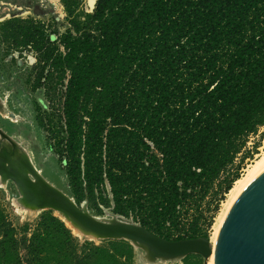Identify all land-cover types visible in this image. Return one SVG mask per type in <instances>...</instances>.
<instances>
[{
	"label": "trees",
	"instance_id": "obj_1",
	"mask_svg": "<svg viewBox=\"0 0 264 264\" xmlns=\"http://www.w3.org/2000/svg\"><path fill=\"white\" fill-rule=\"evenodd\" d=\"M63 2L72 17L56 40L19 16L0 39L35 54L28 82L49 102L36 118L76 201L167 239L209 237L264 125V0H97L82 18ZM195 255L184 264H203ZM133 258L128 240L81 241L49 211L15 226L0 209V264Z\"/></svg>",
	"mask_w": 264,
	"mask_h": 264
},
{
	"label": "water",
	"instance_id": "obj_2",
	"mask_svg": "<svg viewBox=\"0 0 264 264\" xmlns=\"http://www.w3.org/2000/svg\"><path fill=\"white\" fill-rule=\"evenodd\" d=\"M96 2L97 0H88L91 11L94 10ZM51 38L54 39L55 35ZM30 61H33L32 57ZM1 136L8 138L27 162L25 171L11 177L20 192L17 202L24 208L33 211L56 210L80 230L79 233L73 231L80 236L98 240H128L134 247L144 251L143 258L149 263L200 254L203 264H209L214 250L211 238L198 236L167 239L140 223L119 218L117 215L111 218L99 217L91 212L87 200L78 203L73 195L48 180L35 166L28 151L0 128ZM6 147L9 149V145ZM63 163L66 164L65 158ZM61 219L66 223L65 219ZM215 264H264V169L231 203L216 239Z\"/></svg>",
	"mask_w": 264,
	"mask_h": 264
},
{
	"label": "rangeland",
	"instance_id": "obj_3",
	"mask_svg": "<svg viewBox=\"0 0 264 264\" xmlns=\"http://www.w3.org/2000/svg\"><path fill=\"white\" fill-rule=\"evenodd\" d=\"M73 1L74 3L77 2L73 13L74 16L82 18L86 12H91L88 0ZM13 16L33 17L36 20H41L47 28L49 26L48 32H50L51 36L55 35L53 40H56L61 33L66 32V29L70 26L69 19L72 17L69 15L63 0H0V22ZM55 29L58 33H53ZM30 57L33 58V61H30ZM35 63L36 57L33 51L8 50V44L3 43L0 39V97L5 103L7 113L11 117L10 119H16V121L10 120L4 117L3 113L2 115L0 113V127L21 142L31 156L35 166L41 170V173L48 180L63 191L73 195L64 168L65 164L50 146V142L46 138L47 132L40 126L36 118V115L40 112L42 113L44 107L49 105V102L43 88L40 87L33 90L30 87L31 82H28L31 75H34L32 66ZM258 147L261 148L258 149ZM247 149L253 152V156L247 157L241 164L240 176L245 172L248 165L256 159L257 155L264 150V125L260 126L257 132L248 136L243 150ZM254 149L255 152L253 151ZM241 153L235 158V165L240 161ZM19 196L20 192L14 180L0 179V209L15 226L27 222L30 223V226H33L39 216L48 211L58 216L52 209L33 211L24 208L17 202ZM226 197L227 193L225 194V199ZM225 199L220 203L213 224L223 207ZM103 209V213L97 216L106 218L113 216L111 208L104 207ZM90 210L93 214L95 213L92 209ZM213 224L209 229V238H211L214 230ZM77 236L81 241L92 240L97 244H101L104 241L90 239L86 236ZM143 256L144 251L141 248L134 247L133 264H184L187 259L192 261L196 255L189 254L183 258L168 261L157 260L154 263L147 262Z\"/></svg>",
	"mask_w": 264,
	"mask_h": 264
},
{
	"label": "bare ground",
	"instance_id": "obj_4",
	"mask_svg": "<svg viewBox=\"0 0 264 264\" xmlns=\"http://www.w3.org/2000/svg\"><path fill=\"white\" fill-rule=\"evenodd\" d=\"M4 104L5 103H3V105ZM6 116H7V114H6ZM263 169H264V150L259 155H257L256 159L253 160L248 165V167L246 168L245 172L236 181H234L231 189L227 192V197H226L225 201L223 202V207H222L221 211L219 212L218 216L216 217L215 223L213 224L214 230H213L212 235H211V241H212V243L214 245V250H213L212 257L209 259V264H215V243H216V239H217V236H218L219 228H220V226H221V224L223 222V219H224V217H225V215H226L231 203L234 201V199L237 197V195L244 189V187L256 175H258ZM26 209H28V208H26ZM55 213L59 217L65 219L66 223L71 227V229L75 233H79L80 230L75 225H73L69 221V219H67L65 216H63L61 213H59L56 210H55Z\"/></svg>",
	"mask_w": 264,
	"mask_h": 264
},
{
	"label": "flooded vegetation",
	"instance_id": "obj_5",
	"mask_svg": "<svg viewBox=\"0 0 264 264\" xmlns=\"http://www.w3.org/2000/svg\"><path fill=\"white\" fill-rule=\"evenodd\" d=\"M33 70V66H32ZM33 79V74L31 75ZM31 79V80H32ZM32 82L30 83V87L33 88ZM3 99L0 97V113L6 118H11L10 115L7 113V109L5 104L3 105ZM4 109V110H3ZM5 114V115H4ZM7 114V116H6ZM14 119V118H13ZM10 119V120H13ZM13 121H16L13 120ZM1 128V127H0ZM5 133H7L11 138H13L14 141H16L20 146L24 147L21 142H19L15 137H13L9 132L5 131L3 128H1ZM4 143V145L2 143ZM0 144L3 145L1 149V154H0V179L1 180H8L12 179L13 175L18 174L20 171H25L26 169V159L25 157L21 154V152H18L16 147H13L11 143L9 142L8 138L0 137ZM7 145H9V149H7ZM11 146V147H10ZM25 148V147H24ZM64 160V159H63ZM5 175L6 178L4 177ZM5 178V179H4ZM13 180V179H12ZM16 183V182H15ZM84 201V200H83ZM115 215V214H113ZM117 217L124 219L123 217H120L117 215ZM128 220V219H127Z\"/></svg>",
	"mask_w": 264,
	"mask_h": 264
},
{
	"label": "built area",
	"instance_id": "obj_6",
	"mask_svg": "<svg viewBox=\"0 0 264 264\" xmlns=\"http://www.w3.org/2000/svg\"><path fill=\"white\" fill-rule=\"evenodd\" d=\"M261 148V147H258V149Z\"/></svg>",
	"mask_w": 264,
	"mask_h": 264
}]
</instances>
